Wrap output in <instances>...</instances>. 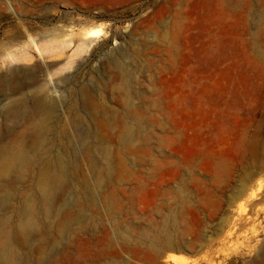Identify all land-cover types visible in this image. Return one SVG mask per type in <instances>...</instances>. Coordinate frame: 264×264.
<instances>
[{"label":"rangeland","instance_id":"1","mask_svg":"<svg viewBox=\"0 0 264 264\" xmlns=\"http://www.w3.org/2000/svg\"><path fill=\"white\" fill-rule=\"evenodd\" d=\"M261 16L264 0H0V81L20 88L0 91V144L11 101L52 99L45 151L71 168L54 205L80 213L49 264H264Z\"/></svg>","mask_w":264,"mask_h":264},{"label":"bare ground","instance_id":"2","mask_svg":"<svg viewBox=\"0 0 264 264\" xmlns=\"http://www.w3.org/2000/svg\"><path fill=\"white\" fill-rule=\"evenodd\" d=\"M259 22L264 25V16L259 18ZM100 31L91 30L88 36H96ZM120 62L117 60L114 65L121 77H126V67L124 68ZM7 88L11 91L20 89L18 84L2 79L0 91ZM44 89H47V86ZM82 89L79 88L76 95H80ZM35 92L32 91L35 95L31 97L30 105L24 98V100L20 98L11 101L3 111V119L14 121L15 124H19V128L15 130L11 141L0 144V206L3 207L2 211L9 212L5 215L0 214V264H49L51 252L49 247L54 242L61 241L64 233L81 228L78 219L80 213L69 219L73 216L74 210L70 209V214L62 216L63 213L60 214L54 205L56 196L71 173V168L63 154L45 151L51 142V123L56 116V104L47 96L37 93L39 91L37 94ZM127 138L128 135L125 133L123 140ZM33 167L34 191L26 194L20 201L19 216L15 220L13 205L15 190H12V187L28 178ZM49 235L55 237L49 238L47 237Z\"/></svg>","mask_w":264,"mask_h":264}]
</instances>
